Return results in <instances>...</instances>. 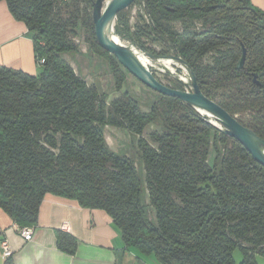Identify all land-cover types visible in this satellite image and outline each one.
I'll list each match as a JSON object with an SVG mask.
<instances>
[{"label":"trees","instance_id":"16d2710c","mask_svg":"<svg viewBox=\"0 0 264 264\" xmlns=\"http://www.w3.org/2000/svg\"><path fill=\"white\" fill-rule=\"evenodd\" d=\"M4 1L29 31L39 66L33 74L0 65V207L12 221L34 226L50 193L105 210L126 248L160 264H259L264 166L178 97L144 85L156 97L141 103L122 90L129 72L98 43L93 0ZM139 2L143 14L133 25L129 8L117 12L115 34L154 58L180 57L206 96L264 139V11L251 0ZM78 23L88 48L108 60L119 91L110 101L62 55L78 50ZM151 123L159 129L145 137ZM106 125L136 135L148 202L140 199L138 165L108 146ZM76 243L56 231L59 249L72 253Z\"/></svg>","mask_w":264,"mask_h":264},{"label":"crops","instance_id":"0c3cea01","mask_svg":"<svg viewBox=\"0 0 264 264\" xmlns=\"http://www.w3.org/2000/svg\"><path fill=\"white\" fill-rule=\"evenodd\" d=\"M251 2L264 11V0ZM80 47L74 52H88L89 48L82 50ZM35 53L25 24L15 19L6 2L0 0V65L36 74L39 66ZM65 53H62L63 57L75 72L88 81L89 73L78 71V66ZM81 57L76 55V61L80 62ZM88 61H85L86 67ZM57 230L75 237L74 252L68 253L57 247ZM2 240L10 245L12 253L9 257L3 255ZM7 258L13 264H160L152 255H142L126 248L120 230L105 210L82 207L73 199L50 193L40 204L37 223L32 226L29 240L20 235L17 224L0 207V264H4ZM257 260L264 264L263 257L257 256Z\"/></svg>","mask_w":264,"mask_h":264},{"label":"rangeland","instance_id":"374dc122","mask_svg":"<svg viewBox=\"0 0 264 264\" xmlns=\"http://www.w3.org/2000/svg\"><path fill=\"white\" fill-rule=\"evenodd\" d=\"M93 1L87 4L86 2H84V0H78L77 4L81 3L80 6L87 4L88 10L92 12ZM68 2L70 4L72 3L71 0H68ZM126 8H129V14H128L129 24L133 25L136 21H138L139 15L143 14L142 5L139 2V0H134ZM115 21H116V18L114 19V23H113V34L119 37L117 34H115V27H114L116 23ZM84 36H85V31L83 30L82 25L78 23L75 42L77 43L78 47L81 46L80 49L82 50H84L85 47L88 48V43L84 40ZM152 46L156 50H160L162 48V46L159 43H153ZM65 54L70 57V59L75 65L78 66V71L80 70L83 72L87 71V73H89L87 82L92 83L95 81L96 85L102 91L107 92L108 101H110L113 97L119 94V91L115 90L114 88L113 78L109 71L108 60L104 56L99 55L98 53L93 52L90 49H88V52L71 51V52H66ZM76 55L83 56L80 58L81 59L80 62L76 61ZM161 59L169 60L171 63L169 65H166L159 61L150 62L149 70L153 73V75L158 80L163 82L164 84H168L171 86H174L172 79L177 78L184 84L183 89L191 90V80L189 79V82L185 83L180 78L184 74V70L180 66V64L182 63L173 58L169 59V57L168 58L161 57ZM86 60L87 61L89 60L88 61L89 65L87 67L85 64ZM207 60H209V57H207ZM125 88L135 93V95H137L140 98L141 103H147L148 100L156 97V94L153 91H150L149 89H147L139 80H137L130 73L127 74L126 81L122 87V90H124ZM143 109H145V107H143ZM241 117L245 119L246 114L245 113L242 114ZM154 128L159 129L157 125L155 126V124L153 123L148 124L145 127V130L143 131V135L145 137H148L149 131H151ZM103 132L106 138V142L108 143V145L113 151H115L118 155L128 156L129 158L134 160L136 165H138L137 166L138 171L142 178V184L140 186L141 188L140 199L142 202H148V193L145 187L144 168L142 164V159H141L140 153L137 150V147L135 144L136 135L126 129L114 127L111 125H106L104 127ZM212 154H213V151L210 152V156H212ZM148 213L150 217H153L152 208L150 207L148 208Z\"/></svg>","mask_w":264,"mask_h":264},{"label":"water","instance_id":"95a60500","mask_svg":"<svg viewBox=\"0 0 264 264\" xmlns=\"http://www.w3.org/2000/svg\"><path fill=\"white\" fill-rule=\"evenodd\" d=\"M133 1L134 0H110L105 7H102L103 0L93 1L91 15L98 43L107 52L112 54L122 67L143 85L163 95L178 97L180 100L190 104L199 113V108H203L213 114L222 124V127L217 126L207 118L205 119L239 141L250 153L252 158L264 166V152L261 149V146H264V139L259 137L251 128L242 124L237 119L236 115L230 114L216 101L206 96L199 88L196 78L189 68L191 90L180 89L164 84L158 80L149 69L139 65L134 60L130 50L125 44L115 41L107 34L105 29L108 21H114L117 12L126 8ZM147 55L153 57L150 54ZM169 58L176 59L182 64H185L180 57L169 56ZM244 59L245 48L242 49V55L237 63L238 68L243 66Z\"/></svg>","mask_w":264,"mask_h":264},{"label":"bare ground","instance_id":"6f19581e","mask_svg":"<svg viewBox=\"0 0 264 264\" xmlns=\"http://www.w3.org/2000/svg\"><path fill=\"white\" fill-rule=\"evenodd\" d=\"M110 0H103L102 2V7H105L106 4L109 2ZM113 23L114 21H108L107 25H106V32L107 34L114 39L117 42H122L123 44H125L128 49L130 50L134 60L141 66L146 67L147 69H149V65L150 62H154V61H159L161 63H164L166 65H169L171 62L169 60H164L161 59V57H156V58H152L150 56H148L145 52H143L141 49H139L137 46H135L134 44H132L129 41L123 40L120 37H117L116 35L113 34ZM162 58H168V57H162ZM171 59V58H169ZM181 68L184 70V74L180 77L181 80L185 83L189 82L190 79V72L188 67L185 64H180ZM199 111L203 112L204 116L211 120L213 123H215L217 126L222 127V124L217 120V118L211 114L210 112H208L207 110L203 109V108H199ZM201 114V113H200ZM262 151L264 152V146H261Z\"/></svg>","mask_w":264,"mask_h":264},{"label":"built area","instance_id":"2783aa9c","mask_svg":"<svg viewBox=\"0 0 264 264\" xmlns=\"http://www.w3.org/2000/svg\"><path fill=\"white\" fill-rule=\"evenodd\" d=\"M44 59H40L39 62H43ZM17 228L19 230V233L20 235L29 240L31 238V234H32V227H18L17 225ZM1 248H2V252H3V255L6 256V257H9L12 253L11 251V248H10V245L8 244V242L6 240H2L1 241Z\"/></svg>","mask_w":264,"mask_h":264}]
</instances>
